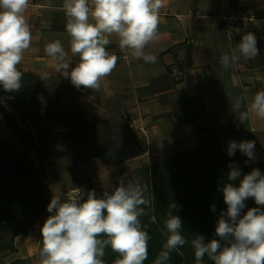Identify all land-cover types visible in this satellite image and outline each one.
I'll list each match as a JSON object with an SVG mask.
<instances>
[{
    "label": "clouds",
    "instance_id": "obj_1",
    "mask_svg": "<svg viewBox=\"0 0 264 264\" xmlns=\"http://www.w3.org/2000/svg\"><path fill=\"white\" fill-rule=\"evenodd\" d=\"M165 0H64L63 8L67 22L65 29L71 37L70 51L78 56L77 63L65 51L60 41L50 42L45 52L52 58L56 71L68 78L73 86L98 90L101 81L115 68L117 56L109 54L105 46L113 34L119 37V47L132 50V56L154 64L157 56L145 53L147 44L156 39L159 12ZM29 0H0V87L15 92L22 87L23 73L17 69L24 50L32 41L30 26L24 13ZM259 55L257 39L248 32L231 54L220 58L226 70L244 60ZM47 74L41 76L46 79ZM238 112L240 123L248 118V111H239L241 101L232 105ZM250 110L264 120V90L257 91L250 101ZM239 151L249 161L255 160V142L251 140L229 141L227 155ZM228 180L240 178L238 186L224 184L223 199L227 210L217 218L215 234L219 239L205 241L201 234L191 239V247L197 264L207 256L214 264H264V211L250 207L241 215L245 201L252 198L256 205L264 206V173L252 168L241 175L238 166L230 165ZM148 186L122 177L111 194L104 192L97 197L90 190L87 198L80 188L62 200L52 195L47 204L50 215L41 225L42 248L39 250L41 264H104L105 248L119 254L115 264H144L148 259L149 234L142 230L141 206L150 205L146 193ZM153 198V197H152ZM176 209L177 205L170 206ZM215 211V206H211ZM163 250L153 264H168L170 253L185 246L188 241L181 234V218L168 213ZM106 236V239L99 237ZM224 242V243H222Z\"/></svg>",
    "mask_w": 264,
    "mask_h": 264
},
{
    "label": "crops",
    "instance_id": "obj_2",
    "mask_svg": "<svg viewBox=\"0 0 264 264\" xmlns=\"http://www.w3.org/2000/svg\"><path fill=\"white\" fill-rule=\"evenodd\" d=\"M230 1L235 3L230 6ZM63 4L64 0H29L24 16L32 41L17 65L19 71L40 76L46 73L43 81L51 89L72 87L76 93L83 92L100 102L118 101L126 122L144 130L143 155L152 160L189 150L205 134L215 132L226 149L232 140L254 141V161H264V120L249 107L254 94L264 90V0H165L159 12L157 37L144 49L157 56L156 63L134 58L131 49L119 47V37L113 34L105 48L117 56V63L98 90L73 86L56 71L45 52L48 43L58 40L73 63L79 60L70 51ZM249 16L251 21L242 20ZM248 32L256 36L259 55L247 61L242 58L225 70L221 56L231 54ZM237 98L241 101L239 111L249 113L244 123L238 121V112L232 107ZM0 106L13 113L2 99ZM204 109L207 114L198 116ZM174 111H181L189 121L178 124ZM1 122L0 117V126ZM239 156L246 157L239 151L231 157ZM42 224L38 219L27 234L17 235L14 251H0V264L17 260L20 264H41Z\"/></svg>",
    "mask_w": 264,
    "mask_h": 264
},
{
    "label": "trees",
    "instance_id": "obj_3",
    "mask_svg": "<svg viewBox=\"0 0 264 264\" xmlns=\"http://www.w3.org/2000/svg\"><path fill=\"white\" fill-rule=\"evenodd\" d=\"M234 3L230 1L229 5ZM22 73V87L18 91L9 93L0 87V99L13 109L10 114L0 106L1 120L20 145L27 144L28 150H36L37 134L34 131L37 124L45 123L47 126L71 130L69 140L101 138L95 157L109 165L119 164L145 153L146 140L140 130H131L129 123L121 126L122 130L113 134L117 140L124 137L125 142L119 146L113 135L105 137L104 133L98 132L96 108L90 102L73 101L69 93L67 96L63 93L72 90V87L60 88L59 92L58 89L49 88L40 75ZM173 114L180 125L189 121L181 111H174ZM206 114L204 109L198 116ZM25 122L32 123L34 129L20 128L19 124ZM230 165L238 166L241 175L250 172L254 167L264 173V161H249L246 157L227 155L226 147L215 132L205 134L199 143L189 150L166 154L148 167L135 171L138 182L148 186L146 195L151 201L150 205L146 206L148 215L139 218L142 230L150 236L148 259L144 264H153L163 250L167 238L165 221L170 211L181 218V234L188 243L170 253L168 264H197L190 243L197 233L203 235L205 241L219 239L215 234L217 218L222 211L227 210L222 188L224 184L232 183L238 186L240 182V178L235 181L228 180ZM118 183L113 182L105 189L89 185V189L94 190L97 197H102L104 192L111 194ZM89 189L84 192L85 199ZM52 195L54 194L45 170L34 165L27 150L18 151L14 143L7 141L0 134V251L15 250L14 238L27 234L34 223L46 213V206ZM60 196L62 200L68 197ZM172 203L177 205L176 209L170 207ZM212 205L215 206V211L212 210ZM250 207H260L264 211V206L256 205L254 199L248 198L240 214L243 215ZM39 247L42 248V238ZM118 258L119 254L113 252L110 246L105 248L102 258L104 264H115ZM11 264L20 262L17 260ZM202 264L214 262L205 256Z\"/></svg>",
    "mask_w": 264,
    "mask_h": 264
},
{
    "label": "rangeland",
    "instance_id": "obj_4",
    "mask_svg": "<svg viewBox=\"0 0 264 264\" xmlns=\"http://www.w3.org/2000/svg\"><path fill=\"white\" fill-rule=\"evenodd\" d=\"M63 93H66V96L69 93V97L73 98V101H88L96 108L97 130L101 134L104 133L105 137H110L118 130H122L120 127L127 123L126 115L118 109L119 102L116 100L100 102L86 96L83 92L76 93L74 90H67ZM1 123V136L14 143L18 151L27 150L34 165L45 170L54 195L69 196L74 188H80L86 192L87 188H90L89 185L102 189L109 188L113 182H119L122 177L126 178V182L129 180L138 181L135 171L148 167L155 161L151 157L141 154L115 165L103 163L98 157H95L101 138H98L99 140L92 137L69 140L68 135L72 133L71 130L58 126H47L45 123L37 124L36 132L34 131L37 134L38 148L28 150V145H20L18 140L11 136L6 125ZM31 124L30 122L20 123V128L34 129V125L31 126ZM113 137L119 146L125 142L123 141L124 137H120L118 140L114 135ZM143 208L145 214L142 216H147V207ZM46 213L49 214L47 208ZM46 213L40 217L42 223L48 217Z\"/></svg>",
    "mask_w": 264,
    "mask_h": 264
},
{
    "label": "built area",
    "instance_id": "obj_5",
    "mask_svg": "<svg viewBox=\"0 0 264 264\" xmlns=\"http://www.w3.org/2000/svg\"><path fill=\"white\" fill-rule=\"evenodd\" d=\"M253 18L252 17H242V20L243 21H251ZM129 128L131 129V130H133V131H137V130H140L141 132L143 131V133H144V130H142V129H140V128H137L136 126H135V124H133V123H129Z\"/></svg>",
    "mask_w": 264,
    "mask_h": 264
}]
</instances>
